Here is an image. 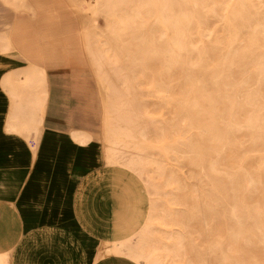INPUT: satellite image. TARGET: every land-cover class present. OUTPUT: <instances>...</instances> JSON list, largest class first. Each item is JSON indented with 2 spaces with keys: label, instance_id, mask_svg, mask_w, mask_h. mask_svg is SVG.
Here are the masks:
<instances>
[{
  "label": "rangeland",
  "instance_id": "obj_1",
  "mask_svg": "<svg viewBox=\"0 0 264 264\" xmlns=\"http://www.w3.org/2000/svg\"><path fill=\"white\" fill-rule=\"evenodd\" d=\"M41 1L76 30L80 20L105 85L101 100L85 69L109 110L107 131L96 121L100 143L148 194L131 240L139 254L109 256L264 264V0ZM89 162L104 168L101 147ZM109 194L108 215L97 218L105 236L118 218L110 183Z\"/></svg>",
  "mask_w": 264,
  "mask_h": 264
},
{
  "label": "crops",
  "instance_id": "obj_2",
  "mask_svg": "<svg viewBox=\"0 0 264 264\" xmlns=\"http://www.w3.org/2000/svg\"><path fill=\"white\" fill-rule=\"evenodd\" d=\"M20 3L0 0V254L8 264H137L109 256V243L140 228L148 194L105 156L81 22L55 17L52 1ZM97 146L104 168L93 172ZM107 180L118 202L109 236L97 220L108 215Z\"/></svg>",
  "mask_w": 264,
  "mask_h": 264
},
{
  "label": "bare ground",
  "instance_id": "obj_3",
  "mask_svg": "<svg viewBox=\"0 0 264 264\" xmlns=\"http://www.w3.org/2000/svg\"><path fill=\"white\" fill-rule=\"evenodd\" d=\"M104 7H105L104 2L103 1H99L98 2V9H99L100 12L104 10ZM84 33L88 34V30H87L86 26L84 27ZM96 81H98L100 91L102 92V95L104 96V94H105V87H104L105 85H104V83L101 80H99L98 78H97ZM102 105H103L105 113H106L105 116H104V122L103 123H104V125L106 127V131H107L108 130L107 129L108 128L107 112L109 110H108L107 104L105 103V100H104ZM110 140L111 139H109V141ZM113 140L116 141V139H113ZM105 156H106L108 162L109 161L112 162V160L114 158V155H113V153L111 152V150L109 148H107ZM139 230H140V228L136 232H134L131 236H129L127 238H124L122 240L120 239L118 241L110 242L109 243L110 244V250H109L108 253L109 254L130 253V254H133L134 256H137L139 254L138 249L136 248V246L131 244V240H132V237H134L136 234L139 233ZM0 264H8L7 255L6 254H0Z\"/></svg>",
  "mask_w": 264,
  "mask_h": 264
}]
</instances>
